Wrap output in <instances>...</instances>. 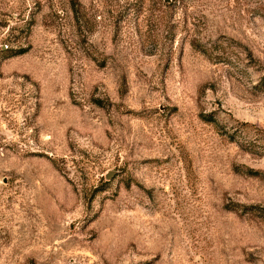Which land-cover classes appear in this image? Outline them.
Masks as SVG:
<instances>
[{"label":"rangeland","instance_id":"1","mask_svg":"<svg viewBox=\"0 0 264 264\" xmlns=\"http://www.w3.org/2000/svg\"><path fill=\"white\" fill-rule=\"evenodd\" d=\"M0 264H264V0H0Z\"/></svg>","mask_w":264,"mask_h":264}]
</instances>
